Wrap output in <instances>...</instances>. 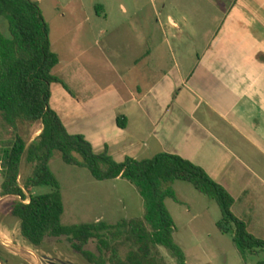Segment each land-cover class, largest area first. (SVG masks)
<instances>
[{
    "label": "crops",
    "instance_id": "crops-1",
    "mask_svg": "<svg viewBox=\"0 0 264 264\" xmlns=\"http://www.w3.org/2000/svg\"><path fill=\"white\" fill-rule=\"evenodd\" d=\"M133 1L114 0L111 12L100 7L107 22L113 11L138 17L136 25H129L133 34L122 41L98 40L93 46L82 24V34L75 36L63 26V54L51 42L60 57L54 71L63 68L76 78L72 67L79 64L82 79L75 88L53 71L69 90L52 85L51 107L54 87L63 92V106L52 109L68 132L84 136L96 153L108 149L118 162L179 155L204 168L232 195L234 206L254 204L256 191L264 188V0ZM191 4L194 14L217 21L202 50L183 12ZM147 6L149 17H156L175 41L172 66L168 57H154L152 19L139 18ZM169 7L182 16L169 14L167 24H161ZM106 30L99 29V35H107ZM119 118L127 122L125 128Z\"/></svg>",
    "mask_w": 264,
    "mask_h": 264
},
{
    "label": "trees",
    "instance_id": "trees-1",
    "mask_svg": "<svg viewBox=\"0 0 264 264\" xmlns=\"http://www.w3.org/2000/svg\"><path fill=\"white\" fill-rule=\"evenodd\" d=\"M1 18L8 22L10 37L0 29V119L14 131L19 122L43 125L41 134L29 145L17 134L0 153L1 195L21 199L12 213L29 244L39 248L49 237H67L74 251L90 264H168L160 251L163 248L177 264H187L185 252L175 241V221L166 206L169 198L181 203L173 185L184 181L217 202L222 213L217 227L232 236L244 257L264 253V240L254 236L247 223L234 214V198L204 168L170 153L144 160L127 157L118 162L108 149L96 153L84 136L69 133L51 107L52 85L68 88L53 74L60 57L52 49L50 26L40 4L32 0H0ZM126 123L118 119L121 128ZM55 152L61 153L67 165L88 169L97 181L121 178L133 184L144 200V216L115 225H63L60 183L50 168ZM25 155L34 173L23 187L19 179ZM39 186L53 191L27 195L25 189ZM91 240L98 242L100 255L85 249Z\"/></svg>",
    "mask_w": 264,
    "mask_h": 264
},
{
    "label": "rangeland",
    "instance_id": "rangeland-1",
    "mask_svg": "<svg viewBox=\"0 0 264 264\" xmlns=\"http://www.w3.org/2000/svg\"><path fill=\"white\" fill-rule=\"evenodd\" d=\"M32 1L40 4L51 29L50 37L51 42H53V49L62 52V54L66 47V33L63 26H69L72 30L71 34L75 36L82 34L83 28L81 29L79 26L86 24L84 29L87 40L94 46L95 41L98 40L102 44L113 38L122 41L125 34H133L129 31V25L137 24L138 17L124 18L117 11L110 13L108 22L106 21L100 7H107L108 11L111 12L110 9L114 0ZM150 1L138 0L140 5H149ZM161 1L154 0L151 2L159 5ZM124 2L134 3L133 0H124ZM149 7L147 6L146 15L139 16V18L152 19L151 46L154 57L159 55L168 57L169 66H172L171 45L175 41L170 34L163 33L164 26L162 25L163 28L160 27V24L156 22V17H149ZM199 7L206 8L207 6L204 4ZM194 8L196 5L191 4L184 7L183 12L187 14L191 28L196 30L194 42L197 46H201L197 47V50H202V45L208 39V35L210 36L212 31L216 30L217 21L212 18L211 22L207 16L194 14L192 12ZM169 14L174 19L182 16V13L176 14V10L169 7L160 19L161 24H167ZM91 27L93 29H90ZM102 28L107 29V35H99V29ZM0 29L5 36L10 37L9 25L5 18L0 19ZM79 66L78 64L72 67L73 72L78 73L76 78L71 77L63 68L55 70L54 74L63 78L65 82L67 79V82L74 87L75 84L77 87H81L82 79L79 74ZM60 89H62L60 86L53 89V109L63 106L61 104L63 99L60 94L63 92ZM18 127V130L14 131L0 119V153L14 140L17 134L22 136L29 145L37 139L43 129L41 122L35 124L19 122ZM50 168L60 183L65 210L62 224L65 226L93 222H106L115 225L122 220L140 218L145 214L144 200L138 189L125 179L97 181L88 169L67 165L60 152L54 153ZM33 173L34 167L28 163L25 155L19 179L23 187L26 186ZM2 182L0 168V264H90L83 256L74 251L67 237H49L39 248L29 244L22 237L19 220L12 213L14 205L21 199L14 196L2 197ZM173 189L181 203L169 198L166 200V206L175 221V241L185 252L187 264H257L264 261V253L248 254L244 257L234 244L232 236L220 232L217 224L222 219V213L215 200L210 199L188 182L177 181L174 183ZM25 191L28 196H31L49 194L53 189L48 186H39L25 189ZM256 196V200L252 204L253 207L250 203L238 201L233 207V212L247 223L249 231L254 236L264 240V188L258 189ZM243 204L250 206L244 207ZM85 249L100 255L96 240H91ZM160 251L168 264H177L166 250L160 248Z\"/></svg>",
    "mask_w": 264,
    "mask_h": 264
}]
</instances>
